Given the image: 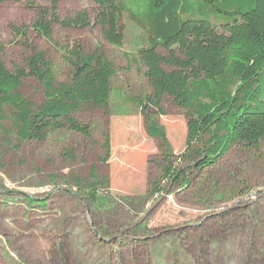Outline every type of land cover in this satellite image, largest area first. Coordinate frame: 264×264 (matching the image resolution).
I'll return each instance as SVG.
<instances>
[{
	"label": "rangeland",
	"instance_id": "374dc122",
	"mask_svg": "<svg viewBox=\"0 0 264 264\" xmlns=\"http://www.w3.org/2000/svg\"><path fill=\"white\" fill-rule=\"evenodd\" d=\"M49 5L0 4V55L13 70L39 48L55 63L57 79L66 81L69 67L53 44L36 30L26 41L10 28L32 25L39 8ZM83 10L92 24L57 26L56 39L78 43L86 52L103 48L115 68L110 113L84 115L92 137L59 131L41 142H20L10 113L0 121V264H264V141L259 149L235 146L202 173L187 171L190 183L166 179L160 192L151 193L161 179L157 165L165 148L160 138L147 135L138 107L152 92L138 58L146 33L124 16L125 44L116 47L94 24L93 0L59 5L61 17ZM21 91L44 101L33 78ZM163 102L165 114L158 119L170 152L178 156L186 150L187 111L169 97ZM107 132L111 157L105 162L101 145Z\"/></svg>",
	"mask_w": 264,
	"mask_h": 264
},
{
	"label": "trees",
	"instance_id": "16d2710c",
	"mask_svg": "<svg viewBox=\"0 0 264 264\" xmlns=\"http://www.w3.org/2000/svg\"><path fill=\"white\" fill-rule=\"evenodd\" d=\"M9 1L29 0H0V4ZM45 1L50 5L39 8L32 25L12 24L10 28L26 41L31 29L40 33L62 53L69 77L59 81L55 63L39 48L13 70L0 55V121L10 113L22 143L45 141L59 131L92 137V126L84 115L96 110L110 113L115 68L102 47L86 52L78 43L62 45L56 39L57 26L89 27L92 21L87 11L61 17L63 0ZM93 1L98 6L94 24L106 42L124 46V16L146 33L138 58L152 92L138 107L147 135L160 138L165 148L157 165L161 179L152 184L151 193L160 192L166 179L190 183L187 171L202 173L235 146L259 149L264 141V0ZM28 78L41 85L43 102L36 103L22 93ZM166 97L187 111L186 150L178 156L170 152L166 128L158 119L165 114ZM101 146L106 162L111 157L109 132ZM65 155L74 157L69 151ZM105 181L109 182L94 181L91 186L96 189ZM95 193L92 199L97 198Z\"/></svg>",
	"mask_w": 264,
	"mask_h": 264
}]
</instances>
